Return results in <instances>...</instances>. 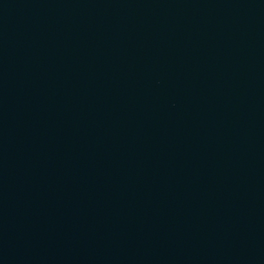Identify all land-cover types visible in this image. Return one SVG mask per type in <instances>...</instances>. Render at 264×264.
Segmentation results:
<instances>
[{"label": "water", "instance_id": "1", "mask_svg": "<svg viewBox=\"0 0 264 264\" xmlns=\"http://www.w3.org/2000/svg\"><path fill=\"white\" fill-rule=\"evenodd\" d=\"M0 264H264V0H0Z\"/></svg>", "mask_w": 264, "mask_h": 264}]
</instances>
